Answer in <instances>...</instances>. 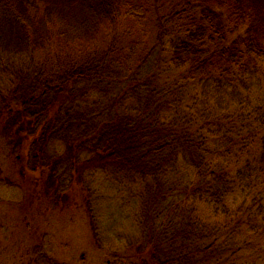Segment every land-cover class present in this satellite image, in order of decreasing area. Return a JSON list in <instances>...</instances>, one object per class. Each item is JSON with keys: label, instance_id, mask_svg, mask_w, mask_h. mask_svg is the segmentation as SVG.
<instances>
[{"label": "trees", "instance_id": "1", "mask_svg": "<svg viewBox=\"0 0 264 264\" xmlns=\"http://www.w3.org/2000/svg\"><path fill=\"white\" fill-rule=\"evenodd\" d=\"M47 1L0 0V149L17 164L23 160L17 153L26 151L27 166L8 173L3 161L11 157L4 152L0 182L19 186L26 172L50 171L60 186L77 174L90 185L100 171L123 183H147L139 218L146 241L154 244L149 255L154 264H212L230 246L218 244L224 235L229 242L241 234L257 241L264 219L261 225L254 208L264 189L257 190L258 177L247 176L245 168L232 172L216 161L199 117L184 107V88L212 82L226 90L224 81L233 84L246 74L264 79V0H78L80 7L53 0L51 8L44 6ZM32 9L41 13L39 20ZM46 15L57 17L61 27L45 23ZM148 19L157 28L153 47L131 63V50L119 46V25L141 26ZM169 30L176 37L164 42ZM98 36L103 42L89 47ZM38 44L46 53L41 60L33 54ZM159 49L169 54V67L179 70L185 86L144 75ZM124 50L121 61L112 57L118 52L121 58ZM248 84L243 81L245 88ZM237 90L230 93L240 95ZM203 96L193 94L191 106L208 104ZM240 100L250 103L249 96ZM263 109L252 110L262 130ZM243 114L236 113L242 123ZM224 116L233 119L231 113ZM242 136L230 140L237 143ZM261 143L264 172V135ZM31 181L28 176L27 187ZM240 190L249 199L231 210L228 198ZM220 209L225 219L215 221Z\"/></svg>", "mask_w": 264, "mask_h": 264}, {"label": "rangeland", "instance_id": "2", "mask_svg": "<svg viewBox=\"0 0 264 264\" xmlns=\"http://www.w3.org/2000/svg\"><path fill=\"white\" fill-rule=\"evenodd\" d=\"M72 2L73 7H80L78 0H72ZM53 4V0H48L44 6L47 5L51 8ZM147 7L150 5L148 4ZM32 10L36 12L39 20L41 13L35 9ZM32 15L35 17V14ZM47 18L48 15H46L45 23L52 24L54 30L61 27L57 17ZM169 25L174 24L171 22ZM119 27L121 33L119 46L131 50V63H135L141 54L147 53L153 47L157 36L156 24L153 21L144 20L141 26L121 22ZM169 31V35L166 37L164 35V42L176 37V33ZM106 37L108 38L109 35ZM102 42L103 37L98 36L89 47L98 46ZM40 45L34 47L36 49L33 52L38 60H41L44 55L46 56ZM168 55L162 53L160 49L156 51L144 69V71L146 70L144 75L155 74L154 80L158 78L160 83L167 80L171 84L169 86H185L186 81L178 75L179 70L169 67ZM125 56V50L121 58H119L118 52L112 55L118 61H121ZM244 77H246L245 80L242 76L235 79L233 84L224 81L226 90H217L216 85L210 82L204 85V94H201L203 89L199 88L201 86L197 83L185 87L184 93L187 100L184 107L188 106L187 110H191L193 116L199 117V126L203 125L201 130H204V135L210 138L208 146L215 151L216 155L213 154V156L216 161L226 165L229 171H237L241 166L245 168L243 170L247 176H257V190L260 191L264 189V172L262 171L263 166H261L263 162L260 155L263 149L261 138L264 135V130L259 127L254 117L256 114L254 115L252 110L264 108V79H260L259 74L251 76L246 74ZM174 78L177 80L173 81ZM241 79L249 83L247 85L249 88L244 87ZM256 82L260 83V87L254 86ZM234 87L238 88L237 92L240 94L236 95L237 93H235L237 98L233 93H230ZM195 93L204 95L203 98L208 101V104L198 103L191 106L192 102L189 98ZM241 96H249L250 103L243 104L240 100ZM128 102L132 103V100ZM135 102L137 103V100ZM207 106L208 108H206ZM190 107L192 108L190 109ZM241 111L247 117L243 123L241 118L236 117V113ZM248 111L250 116L246 114ZM263 112L264 109L260 113ZM229 113L233 114V119L230 121L226 120V116H224ZM230 131L233 133L229 134ZM239 132L241 136L243 135L242 137H246L241 138L240 141L236 138L237 143H232L230 139L236 137ZM56 148V151L61 150L59 146ZM226 149L228 150L226 151ZM4 152L6 149H0L1 158L4 157ZM17 154L23 157V162L21 161L19 164L13 163L10 153L6 152L4 158H8V156L11 158L9 162L3 161V163L5 162L3 169L8 173L19 172L26 166V151ZM237 155H240L239 160L233 158ZM1 163L2 159H0ZM230 164H234L235 167ZM255 165L257 171H255ZM48 172L50 171L45 172L44 175L40 171L26 172V177L18 180L19 186H9L0 182V264H38L37 259L41 260L40 264H108L109 261L111 264H138V259L154 264L152 257L149 256L153 253L154 244L146 241L149 236L145 235L147 233L141 227L139 218L142 211L141 196L143 191L141 190L144 189V196L147 193L148 186L145 185L147 183L134 184L131 180L123 183L122 178H113L111 175L95 171L96 174L90 185L88 177L84 174L82 176L77 174L72 178L70 184L65 182L60 186L56 179L49 177L52 174L50 175ZM28 176L32 179L29 187H27ZM87 188L89 189L87 190ZM25 191H27V195L24 194ZM244 191H237L236 194L228 198L231 210L240 205L243 199H249L243 194V197L239 196ZM260 194V203H257L259 209L254 208V211L257 213L255 218L259 219L262 225L264 192ZM25 199L26 203L24 204ZM203 210L204 213L207 212V208H203ZM229 213L231 214V211ZM220 214L222 215L215 218V221L225 219L222 209H220ZM93 215L95 222L92 220ZM225 232L229 234V232ZM236 237L231 242L227 235L219 237L218 244L226 243L230 246L220 255L225 254V257L220 260L215 258L216 261H212V264H218V261L223 259L225 261L220 264H227L226 260L232 261L233 264H264L263 233L259 235L257 241L244 234L236 235ZM241 249L243 251L239 252ZM40 253L45 255H40ZM145 253L148 255L144 256Z\"/></svg>", "mask_w": 264, "mask_h": 264}, {"label": "water", "instance_id": "3", "mask_svg": "<svg viewBox=\"0 0 264 264\" xmlns=\"http://www.w3.org/2000/svg\"><path fill=\"white\" fill-rule=\"evenodd\" d=\"M129 264H132V263H129Z\"/></svg>", "mask_w": 264, "mask_h": 264}, {"label": "flooded vegetation", "instance_id": "4", "mask_svg": "<svg viewBox=\"0 0 264 264\" xmlns=\"http://www.w3.org/2000/svg\"><path fill=\"white\" fill-rule=\"evenodd\" d=\"M110 262V261H109Z\"/></svg>", "mask_w": 264, "mask_h": 264}]
</instances>
